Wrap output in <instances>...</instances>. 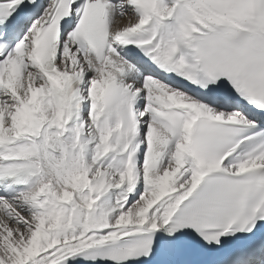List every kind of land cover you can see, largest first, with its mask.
<instances>
[{
    "label": "snow or ice",
    "instance_id": "1",
    "mask_svg": "<svg viewBox=\"0 0 264 264\" xmlns=\"http://www.w3.org/2000/svg\"><path fill=\"white\" fill-rule=\"evenodd\" d=\"M0 264H264V0H0Z\"/></svg>",
    "mask_w": 264,
    "mask_h": 264
}]
</instances>
